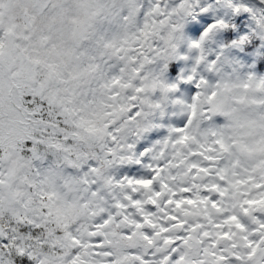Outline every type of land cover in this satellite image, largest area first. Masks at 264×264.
<instances>
[{"label":"snow or ice","instance_id":"obj_1","mask_svg":"<svg viewBox=\"0 0 264 264\" xmlns=\"http://www.w3.org/2000/svg\"><path fill=\"white\" fill-rule=\"evenodd\" d=\"M253 35L264 4L248 0H0V264H264ZM150 54L191 65L170 88L194 102L113 179L93 150L149 126Z\"/></svg>","mask_w":264,"mask_h":264},{"label":"clouds","instance_id":"obj_2","mask_svg":"<svg viewBox=\"0 0 264 264\" xmlns=\"http://www.w3.org/2000/svg\"><path fill=\"white\" fill-rule=\"evenodd\" d=\"M248 2L253 7H260L261 4H264V0H259V3L254 2V0H248ZM181 36L182 38L176 45L178 56H187L191 59L193 52L196 51L191 45L199 38L187 31L182 32ZM253 40L259 41V37L253 35L250 37L249 42L251 43ZM262 45H264V41H259L256 47L260 48ZM180 48L184 49L182 53L179 51ZM150 59H152V62L145 65L146 74L151 72L155 75L157 86L150 89L147 94V99L153 105H156L150 111L148 117L149 126L145 128V126L141 125L139 135H137V132H131L127 136L118 133V138L115 142L109 139L103 148L98 146L93 150L99 156V159L92 158V163L97 168H102L104 174L113 179L120 176L121 173L127 175L128 171H132L135 168V162L141 158L139 153L144 151L142 145L151 148L156 144V141H163L169 135V128L177 127L180 121H185L186 123V118L190 115V109L187 108V105L194 102L193 97H195L196 92L192 91L189 84L186 83L184 88H178L180 95L177 96L176 92L171 90L170 85L183 83L182 74L188 71L191 65L187 61L181 63L179 58L163 60L160 57L152 58L150 54ZM176 65H179V67H176ZM254 70L258 75L264 76V61H256ZM165 88L168 90L165 91ZM177 99L182 100L184 102L183 105L174 103ZM129 144L133 145L132 148L128 147ZM109 147L114 151L108 152L107 149ZM104 160H111L112 163L104 165ZM80 171L82 170L74 169L73 174ZM3 227L5 228V238H7L11 236V232L8 229L18 226L10 216H5L3 218ZM13 243L15 242L10 241V245ZM4 251L10 252L13 249L10 247L4 249ZM13 264H16L15 258H13Z\"/></svg>","mask_w":264,"mask_h":264}]
</instances>
